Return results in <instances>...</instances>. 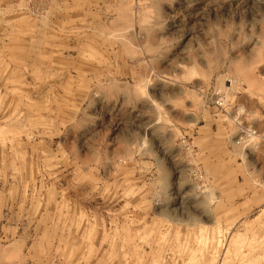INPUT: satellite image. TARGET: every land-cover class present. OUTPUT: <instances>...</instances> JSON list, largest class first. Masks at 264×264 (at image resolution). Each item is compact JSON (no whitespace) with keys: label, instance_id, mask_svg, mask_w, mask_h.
Listing matches in <instances>:
<instances>
[{"label":"rangeland","instance_id":"1","mask_svg":"<svg viewBox=\"0 0 264 264\" xmlns=\"http://www.w3.org/2000/svg\"><path fill=\"white\" fill-rule=\"evenodd\" d=\"M259 101L264 0H0V264H264Z\"/></svg>","mask_w":264,"mask_h":264},{"label":"bare ground","instance_id":"2","mask_svg":"<svg viewBox=\"0 0 264 264\" xmlns=\"http://www.w3.org/2000/svg\"><path fill=\"white\" fill-rule=\"evenodd\" d=\"M231 87H232V83L230 82V85H227V88L230 89ZM168 103H169V102H168ZM258 104H259V106H260L261 108L264 109V102L259 101ZM149 126L152 127V128H156V129H158V128H159V121L152 120V121L149 122ZM156 129H155V130H156Z\"/></svg>","mask_w":264,"mask_h":264}]
</instances>
